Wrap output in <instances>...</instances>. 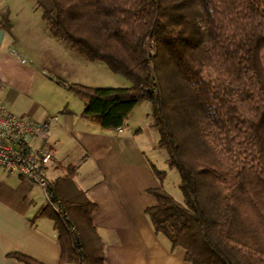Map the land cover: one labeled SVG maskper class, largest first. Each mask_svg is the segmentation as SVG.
Wrapping results in <instances>:
<instances>
[{
  "label": "trees",
  "instance_id": "trees-1",
  "mask_svg": "<svg viewBox=\"0 0 264 264\" xmlns=\"http://www.w3.org/2000/svg\"><path fill=\"white\" fill-rule=\"evenodd\" d=\"M49 35L126 88L64 84L83 118L121 128L147 102L156 148L178 174L182 201L148 189L152 232L188 264H264V0H34ZM6 15H2L8 29ZM161 182L164 173L149 165ZM69 172L50 184L77 237L46 205L59 262L104 264L95 205ZM21 264H39L19 254Z\"/></svg>",
  "mask_w": 264,
  "mask_h": 264
},
{
  "label": "crops",
  "instance_id": "crops-1",
  "mask_svg": "<svg viewBox=\"0 0 264 264\" xmlns=\"http://www.w3.org/2000/svg\"><path fill=\"white\" fill-rule=\"evenodd\" d=\"M7 25L8 29L4 28L0 20V103L12 114L36 122L55 116L47 132L30 144L49 153L50 184L71 172L74 186L95 205L90 221L103 245L104 264H188L180 250L170 251L166 239L152 232L144 214L155 204L147 190L163 189L164 182H158L149 165L156 170L160 165L163 178L167 170L166 155L156 148L157 136L149 126V104L139 109L145 118L140 126L129 121L142 104L138 102L123 126L114 131L101 130L82 117V110L77 114L68 109H45L30 96L35 70L5 49L17 39L9 20ZM24 98L42 107L41 115L23 105ZM44 206L38 188L0 168V264H21L9 254L39 264H62L53 221L38 216Z\"/></svg>",
  "mask_w": 264,
  "mask_h": 264
},
{
  "label": "rangeland",
  "instance_id": "rangeland-1",
  "mask_svg": "<svg viewBox=\"0 0 264 264\" xmlns=\"http://www.w3.org/2000/svg\"><path fill=\"white\" fill-rule=\"evenodd\" d=\"M4 14L6 21L9 20L17 34V39L14 38L5 49L8 48L11 55L35 70L36 78L30 96L45 109L50 111L68 109L77 114L81 112L82 102L67 91L60 81L64 84H79L91 88H126L130 85L123 77L110 73L102 63L80 61L82 58L65 42L52 38L41 18V10L34 0H0V16ZM25 23L29 24V27H25ZM70 53H74L77 58ZM21 103L30 105L29 108H35L36 114L41 115L42 107L36 106L28 98H24ZM141 103L138 110L129 117L131 124L137 127L145 119L139 109L142 105H148L146 102ZM49 116L52 117L47 115L44 119ZM151 131L156 134L154 129L151 128ZM161 153L166 155L163 150ZM156 166L160 171V165ZM165 172L163 190L180 203L182 199L177 188L178 174L173 169H167Z\"/></svg>",
  "mask_w": 264,
  "mask_h": 264
},
{
  "label": "built area",
  "instance_id": "built-area-1",
  "mask_svg": "<svg viewBox=\"0 0 264 264\" xmlns=\"http://www.w3.org/2000/svg\"><path fill=\"white\" fill-rule=\"evenodd\" d=\"M55 116L36 122L28 117L16 116L0 103V168L15 174L38 188L44 205L65 225L68 234L75 238L74 227L62 211L59 202L53 200L48 178L49 153L31 147V140L44 135ZM119 130V129H118ZM78 264H85L82 257Z\"/></svg>",
  "mask_w": 264,
  "mask_h": 264
},
{
  "label": "water",
  "instance_id": "water-1",
  "mask_svg": "<svg viewBox=\"0 0 264 264\" xmlns=\"http://www.w3.org/2000/svg\"><path fill=\"white\" fill-rule=\"evenodd\" d=\"M1 34H2V33L0 32V37H1Z\"/></svg>",
  "mask_w": 264,
  "mask_h": 264
}]
</instances>
